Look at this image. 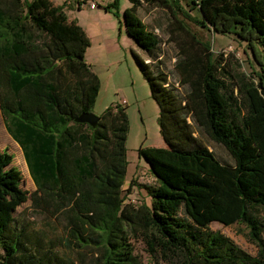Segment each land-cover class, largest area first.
Segmentation results:
<instances>
[{"label": "trees", "instance_id": "trees-1", "mask_svg": "<svg viewBox=\"0 0 264 264\" xmlns=\"http://www.w3.org/2000/svg\"><path fill=\"white\" fill-rule=\"evenodd\" d=\"M184 1L204 27L245 42L260 70L230 83L222 56L177 18L184 7L131 0L124 25L148 56L133 53L160 107L166 144L139 149L156 183L139 184L150 203L134 205L123 196L125 109L108 108L96 128L75 122L92 112L101 90L85 60L87 33L51 0H0V109L36 185L33 205L64 222L63 234L47 242L27 233L16 216L29 200L23 174L0 150V264H76L70 252H89L91 264H143L133 238L145 242L151 264H264V0ZM145 5L171 13L164 32L178 50L174 84L163 68L161 36L138 14ZM112 9L118 15V0ZM195 125L234 164L222 163ZM214 222L246 226L257 255L212 230Z\"/></svg>", "mask_w": 264, "mask_h": 264}, {"label": "rangeland", "instance_id": "rangeland-1", "mask_svg": "<svg viewBox=\"0 0 264 264\" xmlns=\"http://www.w3.org/2000/svg\"><path fill=\"white\" fill-rule=\"evenodd\" d=\"M55 1L60 4L69 19L75 17L72 21L77 23L79 21L80 25L89 29L93 36L98 35L102 27L106 31L111 29L117 30V33H119L120 26H122L123 36L127 34L123 13L133 5L131 0H118V15H116L115 9L106 10V7L110 4L109 0H92L98 6L96 11L87 8L79 10L78 0ZM172 1L176 7L182 6L185 9L183 14L176 12L177 18L187 22L190 26L189 29L199 37L203 44L210 46L216 55L222 56L225 68L224 75L230 83H236L235 76L245 74V76L254 77L253 71L260 70V66L253 59L252 51L245 42H242L235 35H222L208 27H204L202 24L203 18L198 11H191L184 0ZM99 12L105 14L104 20L96 16ZM140 17L149 28L155 29V26H160L156 32L162 38L163 68L169 74L171 83H176L179 79L175 70L178 50L174 43H167L168 35L164 32L173 20L170 11L145 6L140 10ZM187 18H190V21ZM88 49V59L93 63L91 68L93 72L95 71L99 75L101 81V90L92 112L102 117L108 108L120 106L125 109L129 117L130 131L126 142L128 169L127 179L123 187L125 202L134 205H140L143 202L149 204L150 198L138 185H153L156 180L146 161L139 157L138 151L141 147H166L161 134L160 107L152 95L148 81L137 66L130 48H126L122 52L104 51L102 47H97L96 40L93 38V43ZM101 49L102 51H100ZM134 50H137L141 55L145 54L137 47ZM181 91L184 93L185 89L181 88ZM194 128L196 135L209 146V149L222 163L234 164V159L223 146L200 134L196 125ZM0 150L8 151L14 156L13 165L20 169L23 174L22 188L29 193V200L17 209L16 216L26 227L27 233L33 236H41L44 242L62 235L64 222L33 205L31 194L36 191V185L30 175L22 148L7 131L1 109ZM132 181L136 185L131 190ZM211 229L231 238L249 254L257 255V247L248 239L249 230L246 226L236 224L226 227L214 222L211 224ZM131 243L134 246V254L139 257L142 263L151 264L145 242L133 238ZM67 256L73 259L76 264H91L94 259L92 255H89V252L85 255L70 252ZM159 264H165V262L160 261Z\"/></svg>", "mask_w": 264, "mask_h": 264}, {"label": "crops", "instance_id": "crops-1", "mask_svg": "<svg viewBox=\"0 0 264 264\" xmlns=\"http://www.w3.org/2000/svg\"><path fill=\"white\" fill-rule=\"evenodd\" d=\"M51 1L56 6H60V4H58L55 0H51ZM111 1H113V0H109L110 3H111ZM82 8H87V9H89L91 11H96L98 9L97 8V9L92 10L89 7H80V6L78 7L79 10L82 9ZM141 9H139V12H138L139 16H140V10ZM96 16L101 18V19H103V20L105 19V14H101V12L97 13ZM74 19H75V17H73V19L70 18V21H72ZM78 24L80 25L79 21H78ZM159 27L155 26V30L158 31ZM82 28L87 33L88 37L90 38L91 43H93V38H94L96 40L97 47H102L104 49V51L106 50V51H109V52L110 51L111 52H114V51L122 52L123 50H126V48H130L132 55H133V53H136L140 57H142L144 60H148V56L146 54L141 55V54L138 53L137 50L136 51L134 50L135 47H137L138 49H140V48L137 46V44L135 43V41L132 38L127 36V34H125V36H123V30H122L121 27H120L119 33H117V30L114 31V30H111V29L109 31H106L104 29V27H102L100 33L98 35H94V36L92 35L91 31H89V29H87L84 26ZM100 51H102V49ZM88 52H89V49L86 52L85 60H86V63L89 64L92 67L93 63H91L92 61H90L88 59ZM100 53L102 54V52H100ZM98 77H99V75H98ZM158 147H162V146H158ZM1 151H3V150H1Z\"/></svg>", "mask_w": 264, "mask_h": 264}, {"label": "water", "instance_id": "water-1", "mask_svg": "<svg viewBox=\"0 0 264 264\" xmlns=\"http://www.w3.org/2000/svg\"><path fill=\"white\" fill-rule=\"evenodd\" d=\"M100 121V117L95 115L93 112L83 113L78 116L75 120L76 123L87 124L92 128H96Z\"/></svg>", "mask_w": 264, "mask_h": 264}, {"label": "built area", "instance_id": "built-area-1", "mask_svg": "<svg viewBox=\"0 0 264 264\" xmlns=\"http://www.w3.org/2000/svg\"><path fill=\"white\" fill-rule=\"evenodd\" d=\"M78 5L80 7H89L92 10L98 8L97 4L92 0H78Z\"/></svg>", "mask_w": 264, "mask_h": 264}]
</instances>
